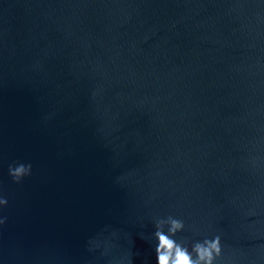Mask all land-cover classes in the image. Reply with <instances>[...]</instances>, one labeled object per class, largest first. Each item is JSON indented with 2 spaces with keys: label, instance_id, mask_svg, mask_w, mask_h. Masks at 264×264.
Wrapping results in <instances>:
<instances>
[{
  "label": "water",
  "instance_id": "water-1",
  "mask_svg": "<svg viewBox=\"0 0 264 264\" xmlns=\"http://www.w3.org/2000/svg\"><path fill=\"white\" fill-rule=\"evenodd\" d=\"M0 196V264H264V0H0Z\"/></svg>",
  "mask_w": 264,
  "mask_h": 264
},
{
  "label": "clouds",
  "instance_id": "clouds-1",
  "mask_svg": "<svg viewBox=\"0 0 264 264\" xmlns=\"http://www.w3.org/2000/svg\"><path fill=\"white\" fill-rule=\"evenodd\" d=\"M8 174L15 183H20L24 177L31 174V165L11 164ZM7 204L8 200L0 196V208L6 207ZM6 220V217L0 218V225L5 224ZM154 228L156 264H217L222 255L220 235L192 243L186 238L177 240V234L185 230V223L181 219L173 216L157 217L154 218ZM112 235L115 236L116 233L113 232ZM91 245L90 250H93L99 247V242L92 241Z\"/></svg>",
  "mask_w": 264,
  "mask_h": 264
}]
</instances>
